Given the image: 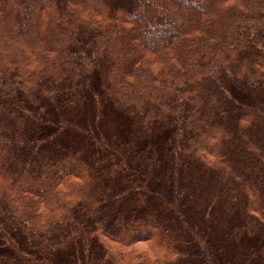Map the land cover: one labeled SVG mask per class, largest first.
Instances as JSON below:
<instances>
[{"label":"trees","instance_id":"1","mask_svg":"<svg viewBox=\"0 0 264 264\" xmlns=\"http://www.w3.org/2000/svg\"><path fill=\"white\" fill-rule=\"evenodd\" d=\"M0 264H264V0H0Z\"/></svg>","mask_w":264,"mask_h":264}]
</instances>
